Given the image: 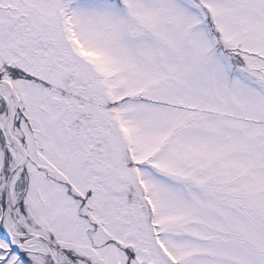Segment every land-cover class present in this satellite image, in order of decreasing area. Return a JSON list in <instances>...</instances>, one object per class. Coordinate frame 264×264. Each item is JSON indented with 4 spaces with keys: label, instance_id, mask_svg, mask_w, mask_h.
I'll list each match as a JSON object with an SVG mask.
<instances>
[{
    "label": "snow or ice",
    "instance_id": "6c2138e0",
    "mask_svg": "<svg viewBox=\"0 0 264 264\" xmlns=\"http://www.w3.org/2000/svg\"><path fill=\"white\" fill-rule=\"evenodd\" d=\"M0 264H264V0H0Z\"/></svg>",
    "mask_w": 264,
    "mask_h": 264
}]
</instances>
